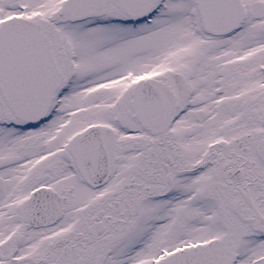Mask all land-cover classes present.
<instances>
[{
  "label": "snow or ice",
  "instance_id": "6c2138e0",
  "mask_svg": "<svg viewBox=\"0 0 264 264\" xmlns=\"http://www.w3.org/2000/svg\"><path fill=\"white\" fill-rule=\"evenodd\" d=\"M0 264H264V0H0Z\"/></svg>",
  "mask_w": 264,
  "mask_h": 264
}]
</instances>
